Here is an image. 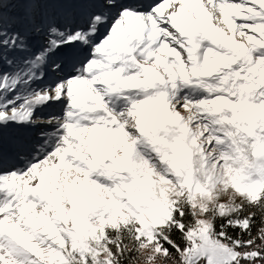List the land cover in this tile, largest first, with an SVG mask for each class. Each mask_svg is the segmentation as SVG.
Returning a JSON list of instances; mask_svg holds the SVG:
<instances>
[{"label":"snow or ice","instance_id":"obj_1","mask_svg":"<svg viewBox=\"0 0 264 264\" xmlns=\"http://www.w3.org/2000/svg\"><path fill=\"white\" fill-rule=\"evenodd\" d=\"M0 264H264V0H0Z\"/></svg>","mask_w":264,"mask_h":264},{"label":"rangeland","instance_id":"obj_2","mask_svg":"<svg viewBox=\"0 0 264 264\" xmlns=\"http://www.w3.org/2000/svg\"><path fill=\"white\" fill-rule=\"evenodd\" d=\"M49 111H59V109H53V110H49ZM48 112H45L44 115H47Z\"/></svg>","mask_w":264,"mask_h":264}]
</instances>
